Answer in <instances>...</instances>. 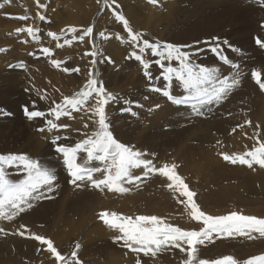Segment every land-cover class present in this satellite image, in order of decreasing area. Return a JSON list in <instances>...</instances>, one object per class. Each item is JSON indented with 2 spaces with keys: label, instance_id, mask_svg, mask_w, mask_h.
Masks as SVG:
<instances>
[{
  "label": "rangeland",
  "instance_id": "rangeland-1",
  "mask_svg": "<svg viewBox=\"0 0 264 264\" xmlns=\"http://www.w3.org/2000/svg\"><path fill=\"white\" fill-rule=\"evenodd\" d=\"M40 3H46L50 9L39 8L37 0H0V49H5L0 51V154L25 153L41 163L43 160V165L54 167L57 178L62 180L58 178L55 190L47 193L50 199L33 202L32 208L26 209L12 221L0 219V229L5 231L0 232V264H8V258L28 264L49 262L45 256L42 259L43 255L34 257V252L38 249L44 254V247H35V240V246H26L19 239L20 235L10 237L11 232L8 229L13 224L18 231H25L21 228L24 225L27 231L23 237H30V234H35L33 228H42V236L53 241V231L56 228L51 227V222L56 218L60 219L59 229L69 223L76 224V229L79 228L77 236L69 235V240L61 237V242L58 243L61 244L56 247L66 257H70L75 250L81 264H135L136 259H140L141 264H182L186 259V254L178 249L159 253L156 257L130 253L120 242L113 243L112 238L118 233L107 228L99 218L102 211L132 217L156 215L184 229L198 228L199 223L191 221L185 206L178 202L179 199L186 198L179 197L178 193L165 187V177L158 173L144 177L142 168L133 169V173L140 175L142 179L138 184H125L129 191L124 193L94 189L85 183H81L79 187L68 183V175L62 170V157L56 153L53 139L58 134L61 139L57 143L74 146L85 134L90 135L95 131L97 126L89 119L92 114L84 110L74 112V118L61 116L59 120L48 112L55 107L53 100L61 103L64 96H72L84 87L90 69L93 77L103 84L107 92L116 96L106 106V112L111 130L120 142L144 152V158L152 160L156 167H162L165 163L176 164L177 174L197 194L194 199L204 212L225 215L237 211L245 215L264 217V169L258 165H253L252 168L239 163L233 165L224 161L221 155L244 153L251 149L257 132L264 139V91L260 90L251 76L252 70L258 69L264 80V49L255 43L256 37L264 39V28L261 27L264 24V5L261 0H158L156 5L148 3V0H116V4L120 6L116 10L124 15L135 31L150 37L151 41L192 45V48H186L185 51L190 52L194 62L218 69L221 77L235 73L236 69L232 64L239 66L242 73L239 85L222 103L202 109L204 114L201 116L192 112V103L195 101L174 105L160 93L152 91V88L163 87L165 83L162 69L155 63L158 57H153L150 51L144 54V58L149 60L153 77L149 80L144 76L139 62L128 58L133 48L115 38L119 34L127 40V35L122 24L112 14V8L116 7L112 0H108L110 7L105 6V0H100L99 3L97 0H40ZM38 12L45 14L47 20L36 19ZM52 13H56L57 20L66 23L57 21L60 24L53 25ZM25 15L29 17L28 20L17 18ZM194 18H206L212 25L216 23V27L198 36H186L182 33L181 26ZM71 24H75L77 33H67L59 41L47 36L48 31L60 34L59 27L66 31ZM27 25L39 28L38 40L28 37L27 33L15 32V29ZM169 25H173L171 30ZM89 26L95 29L92 37H85L84 41L72 40L73 35H80ZM100 32H104L109 38L100 37ZM212 36H219L221 40L226 38L231 47L221 45L219 54L213 53L210 46L203 43ZM65 39L72 40V43L64 44ZM25 40L26 43L22 42ZM196 41L201 43L197 44ZM57 43L63 47L57 48ZM42 47L52 50L50 58L40 52ZM94 50L97 52L95 58L85 55ZM28 52L33 54L29 55ZM222 57H227L231 63L225 62ZM51 59L61 61L60 67H54ZM93 59L95 64L92 63ZM21 61L24 67H20ZM172 64L178 66L176 62ZM65 68H79L80 71H65ZM172 90L175 95L186 94L176 81L172 83ZM41 96L47 98L41 100ZM156 105L159 107H155ZM24 106L29 110L45 112L46 115L39 118L43 119V123L38 118L33 119L34 121L28 120L24 114ZM50 119L58 125H69V129L60 127L48 131L46 121ZM246 120L251 121V124H245ZM85 123L89 124L88 128L84 127ZM162 123L164 124L161 127ZM41 124L43 125L40 126ZM256 125L260 127L257 128ZM39 128H44L45 131L40 132ZM163 132H167L168 136ZM89 167L102 168L103 164L94 160ZM7 170L10 178L23 179V173L17 169ZM94 175L101 178L100 173ZM5 233L6 237H1ZM253 235L255 239L251 240L245 237L220 238L214 235L212 240L198 246V258L216 259L231 255L242 262L251 256L264 253V237ZM63 241L68 243L62 244ZM77 243L80 245L79 249L75 248ZM30 249L31 254L23 258V254L30 252Z\"/></svg>",
  "mask_w": 264,
  "mask_h": 264
},
{
  "label": "snow or ice",
  "instance_id": "snow-or-ice-1",
  "mask_svg": "<svg viewBox=\"0 0 264 264\" xmlns=\"http://www.w3.org/2000/svg\"><path fill=\"white\" fill-rule=\"evenodd\" d=\"M6 2H9V0H6ZM99 2L100 0H97V3ZM157 2L158 0H148V3L153 5H156ZM112 3L116 4V0H112ZM261 4L264 5V0H261ZM37 5L45 10L48 8V5L40 3V0H37ZM105 6L110 7L108 0H105ZM119 7V4H116V7L112 8V14L115 16L116 21L122 24L127 40L119 34L115 38L133 48L128 58H134L139 62L144 76L149 80L153 77L149 60L144 58V54L150 51L153 57H158L155 63L161 67L162 78L165 83L163 87L152 88V91L160 93L170 103L182 105L195 101V103H192V112L197 116H201L204 114L202 109L212 104L222 103L229 93L239 85V77L242 73L238 65H231L236 69L232 76L221 77L218 69L194 62L190 52L185 51L186 48H192V45L160 40L153 42L143 33L135 31L124 15L116 10ZM103 10L102 8L101 11ZM37 17L40 21L47 20V16L41 12L37 13ZM17 18L20 20L29 19L27 15ZM261 27L264 28V24H261ZM15 32L17 34L27 33L28 37L38 40L39 28L33 25L17 28ZM77 32L78 29L75 26H68L66 31L61 29L60 34L48 31L47 36L54 41H59L67 33ZM93 35L94 28L89 26L80 35H73L72 40L84 41L85 37H92ZM99 36L104 39L109 38L104 32H100ZM72 40L65 39L64 44L70 45ZM22 42L26 43L27 41ZM195 43L199 44L201 42L196 41ZM203 43L208 44L210 50L216 54H219L221 45L231 47L226 38L221 40L219 36H212ZM255 43L264 49V39L256 37ZM56 47L61 48L63 45L57 43ZM0 51H5V49H0ZM40 52L45 57L50 58L52 56V50L49 47H42ZM32 54L29 53V55ZM85 55L95 58L97 52L94 50L91 53H85ZM106 59L110 60V58ZM222 59L227 63H231L227 57H222ZM50 62L56 68L61 65V61L56 59H51ZM172 62H176L178 66H173ZM92 63H96L95 59ZM9 67L13 66L9 65ZM20 67H24L22 61ZM64 70L80 71L79 68H65ZM88 75L89 78L84 87L78 92L72 96H64L61 103H56L53 100L52 103L55 107L50 108L48 113L59 120L61 116L74 118V112L84 110L92 114L89 119L97 126L95 131L90 135L85 134L84 138L76 142L74 146L57 143L61 139L59 135L53 139L52 143L55 145V151L61 155L63 166L69 177L68 183L77 187L81 183H85L94 189H107L109 192L124 193L129 191V188L124 186L125 184H138L142 179L140 175H135L132 170L142 168L144 177L156 173L165 177L167 180L165 187L173 193H178L179 197L186 198L179 199L178 202L185 206L189 219L199 223L198 228L184 229L168 223L165 218L156 215L132 217L116 212L102 211L99 213V218L107 228L118 233L113 236V243L120 242L121 246L128 249L130 253L137 255L143 253L144 256L151 257H156L159 253L165 251L178 249L181 253L186 254V259L182 261V264H264V253L251 256L242 262L231 255L216 259L198 258V246L212 240L214 235L220 238L245 237L249 240L255 239L253 234L264 237V217L245 215L237 211L225 215H211L204 212L194 199L197 194L190 190L188 184L177 174L176 169L178 166L176 164L165 163L162 167H156L152 160L144 158L146 156L144 152L120 142L115 137L111 130L106 106L114 101L116 96L107 92L103 84L93 77L91 69ZM251 76L260 90L264 91V80L261 78V71L253 69ZM173 81H176L183 88L185 95H175L173 93ZM46 98V96L40 97L41 100ZM92 101L94 103H91ZM33 107H35V102H33ZM155 107L158 108L159 105ZM23 110L30 121L45 116V112L29 110L27 106H24ZM122 111H131V109H122ZM46 123L48 131L60 127H69V125H58L53 120H47ZM245 124L250 125L251 121L246 120ZM84 127L88 128L89 124L85 123ZM256 127L259 128L260 126L256 125ZM38 131L44 132L45 129L39 128ZM254 140L253 147L244 153H233L231 155L221 153L223 160L233 165L239 163L249 168L258 165L261 169H264V139L257 132ZM82 153L84 156H81ZM94 160L101 162L103 167H89ZM12 168L23 173V179L10 178L7 169ZM94 173H100L101 178H97ZM56 181L57 173L53 167L43 165L28 154H0V219L12 221L17 215L25 212L26 209L32 208L33 202L50 199L51 197L47 193H52L55 190ZM21 228H24L25 231L13 234L25 236L26 226L21 225ZM3 231L4 229H0V232ZM30 238L38 241L41 245L47 246L46 251L54 258L53 264H81L75 250L71 252L70 257H66L58 251L51 239L37 234H30ZM75 248H80L79 243L76 244ZM135 264H141V260L136 259Z\"/></svg>",
  "mask_w": 264,
  "mask_h": 264
},
{
  "label": "bare ground",
  "instance_id": "bare-ground-1",
  "mask_svg": "<svg viewBox=\"0 0 264 264\" xmlns=\"http://www.w3.org/2000/svg\"><path fill=\"white\" fill-rule=\"evenodd\" d=\"M54 1V0H53ZM11 2V1H10ZM25 2V1H24ZM49 2V1H48ZM30 3V2H29ZM22 4V3H21ZM20 4V5H21ZM55 4V3H54ZM58 4V3H57ZM22 6V9H24L23 8V5H21ZM55 6L56 5H54V8H55ZM17 7H19V6H17ZM49 8V7H48ZM53 8V7H52ZM114 8V7H113ZM50 9V8H49ZM61 9V8H60ZM26 10V9H25ZM53 10V9H52ZM64 10V9H63ZM35 11H36V9H35ZM35 11H33V12H35ZM54 11V10H53ZM56 12H57V10H55ZM30 12V11H29ZM46 12V11H45ZM48 12V11H47ZM46 12V13H47ZM52 12V11H51ZM19 13V12H18ZM26 13H28V12H26ZM25 13V14H26ZM31 13V12H30ZM64 13H66V12H64ZM24 14V13H23ZM29 14V13H28ZM27 14V15H28ZM52 14H54L55 15V18L52 16V19L54 20V21H56V22H54L53 20H52V24L54 25V23L56 24L57 23V21L58 22H60V23H66V21L64 22V21H59V19L57 20L56 19V13H52ZM58 14V13H57ZM63 14V13H62ZM67 14V13H66ZM66 14H63L65 17H66ZM35 15V14H34ZM68 15H70V14H68ZM58 16V15H57ZM62 16V15H61ZM60 16V17H61ZM59 17V18H60ZM64 17V18H65ZM70 17V16H69ZM34 18H36V17H34ZM58 18V17H57ZM36 19H38V18H36ZM67 19V18H66ZM69 19V18H68ZM67 19V20H68ZM33 20V19H32ZM61 20V19H60ZM79 20H81V19H79ZM79 20H77L78 22H79ZM33 22V21H32ZM31 22V23H32ZM35 22V21H34ZM33 22V23H34ZM30 23V22H29ZM30 23V24H31ZM60 23H57V24H60ZM62 23V24H63ZM187 23V24H186ZM186 23H184L182 26H181V29H182V33H184L186 36H192V37H194V36H198V35H201V34H204V33H206V32H208L209 30H211L213 27H216V23L214 24V25H212L211 23H210V21L208 20V19H206V18H199V19H196V18H194V19H190L189 20V22L187 21ZM36 24H37V22H36ZM39 24V23H38ZM45 24V23H44ZM56 24V25H57ZM76 24V23H75ZM75 24H71V26L72 25H74L75 26ZM66 25V24H65ZM80 26H81V24H80ZM172 26L173 25H169V29L171 30L172 29ZM49 27V26H48ZM62 27V26H61ZM54 28H56L57 29V26H54ZM83 28V27H82ZM96 28V27H95ZM63 29V28H62ZM85 29V28H84ZM59 31L61 30L60 29V27H59V29H58ZM95 30V29H94ZM73 34V33H72ZM148 38V37H147ZM150 38V37H149ZM105 45V44H104ZM26 47V46H25ZM34 47V46H33ZM122 47H123V45H122ZM126 48V47H125ZM124 48V49H125ZM108 49H109V47H108ZM28 51V50H27ZM117 51V50H116ZM124 52V51H123ZM29 53V52H28ZM126 53V52H125ZM119 55V54H118ZM8 56H6V58H7ZM120 57V56H119ZM8 59V58H7ZM12 60H13V58H11ZM9 60V59H8ZM34 66V65H33ZM34 109V108H33ZM20 112V111H19ZM49 113V112H48ZM19 114V113H18ZM21 115H22V113H20ZM20 115V116H21ZM46 115V114H45ZM48 115V114H47ZM51 116V115H50ZM53 117V116H52ZM10 118V117H9ZM40 118H43V117H40ZM166 118V117H165ZM39 119V118H38ZM40 120V119H39ZM51 120V119H50ZM34 121V120H33ZM40 121H42L41 123H43V119L42 120H40ZM44 121H45V119H44ZM166 121L167 120H165V123H166ZM162 122V121H161ZM39 123V122H38ZM8 124V123H7ZM13 124V123H12ZM35 124V126H36V123H34ZM33 124V125H34ZM163 124L164 123H162V125H161V127L163 126ZM168 124V123H167ZM10 126H11V123L9 124ZM39 125V124H38ZM43 124H41L40 126H42ZM8 126V125H7ZM30 126V125H29ZM28 126V127H29ZM32 126V125H31ZM39 126V127H40ZM29 128H31V127H29ZM36 128V127H35ZM46 128V127H45ZM24 129V131H26V129H25V127L23 128ZM37 129V128H36ZM48 129V128H47ZM69 129V128H68ZM163 129V128H162ZM163 130H165L166 131V129L164 128ZM162 130V131H163ZM168 130V129H167ZM71 131V130H70ZM30 132V131H29ZM47 132V131H46ZM45 132V133H46ZM168 132V131H167ZM167 132H163L166 136H168V134H169V132H168V134H166ZM40 133V132H39ZM59 133V132H58ZM27 134H28V132H27ZM42 134H44V133H42ZM57 134V133H56ZM9 134L7 133V136H8ZM26 135V134H25ZM32 135H34V133L32 134ZM35 135H36V133H35ZM47 135H49L48 133H47ZM58 135V134H57ZM165 135H164V137H165ZM6 136V135H5ZM6 136V137H7ZM40 136V135H39ZM12 137V136H11ZM29 137V136H28ZM27 137V138H28ZM38 137V136H37ZM45 137V136H44ZM38 139V138H37ZM14 141V140H13ZM66 141H68V140H66ZM54 145V144H53ZM51 148H52V145H51ZM48 150H50V149H48ZM48 154V153H47ZM54 154V153H53ZM51 155V154H50ZM42 156V155H41ZM54 157V155H51V157ZM44 157V159H45V156H42V158ZM50 159L51 158H49V161H50ZM54 159V158H53ZM62 159V158H61ZM47 160V159H46ZM48 161V160H47ZM44 162H43V160H42V164H43ZM50 164H52V163H50ZM60 164V163H59ZM56 165V164H55ZM45 166H47L46 164H45ZM57 166V165H56ZM55 166V167H56ZM59 166V165H58ZM63 166V165H62ZM61 165H60V167H62ZM54 168V167H53ZM61 169V168H60ZM16 170V169H15ZM55 171H56V169H54ZM63 170V172L64 171H66V169H62ZM13 171V170H12ZM11 171V172H12ZM59 171V170H58ZM7 172H8V170H7ZM63 172H61V173H63ZM59 173V172H58ZM61 173H59V174H61ZM67 173V172H66ZM58 174V175H59ZM64 174V173H63ZM62 174V175H63ZM67 175V174H66ZM10 176V175H9ZM61 177H63V176H61ZM68 177V176H67ZM59 178V177H58ZM58 178H57V180H58ZM65 179H66V176L64 177ZM69 178V177H68ZM60 180H62L61 178H59ZM69 179H67V181H68ZM66 181V182H67ZM68 187H69V185H68ZM71 187V186H70ZM70 190V189H69ZM68 190V191H69ZM58 191V190H57ZM59 192V191H58ZM55 193V192H54ZM57 193V192H56ZM55 195V194H54ZM58 195V194H57ZM60 198V197H59ZM70 198H72V197H70ZM69 198H67V200H68ZM62 201V200H61ZM41 202V201H40ZM51 202V201H50ZM64 203V202H63ZM38 204V203H37ZM39 205V204H38ZM45 205V204H44ZM47 205V204H46ZM37 206V205H36ZM41 206V205H40ZM49 206H51V205H49ZM42 208H46V207H43V205L41 206ZM41 208V209H42ZM50 208V207H49ZM46 210V209H45ZM50 210H51V208H50ZM69 210V209H68ZM34 212V211H33ZM37 212H39V210L37 209ZM42 212H44V211H42ZM46 212V211H45ZM39 213H41V212H39ZM49 212H47V214H48ZM36 214V213H35ZM39 215V214H38ZM59 215V214H58ZM35 216H37V214L35 215ZM46 216V215H45ZM61 216V215H60ZM65 216V215H64ZM67 216V215H66ZM37 217H39V216H37ZM36 217V218H37ZM41 217V216H40ZM68 217V216H67ZM66 217V218H67ZM71 217V216H70ZM30 218V217H29ZM42 218H43V216H42ZM45 218V217H44ZM41 219V218H40ZM54 219H55V217H54ZM57 219V218H56ZM55 219V221H53V222H51L53 225L51 226L52 228H56V230H54L53 231V244H54V246L56 247V245H60V244H58L59 242H61L60 241V238L61 237H67V239L69 240V235H70V237H71V235H73V236H75L76 234H77V232L79 231V228H77L76 229V227H77V225L76 224H70L69 222V224L68 225H62L61 226V228L59 229L58 227H60V223H59V220L60 219H57L58 220V222L56 223V220ZM63 220V219H62ZM72 220V219H71ZM66 221V220H65ZM36 222V221H35ZM38 222H40V221H38ZM85 222V221H84ZM0 223H2V221H0ZM71 223H72V221H71ZM78 223H79V221H78ZM81 224V223H80ZM57 225V226H56ZM10 227L11 228H9L8 229V231H10L11 232V236L10 237H14V236H17L18 234H13V233H17V232H19L18 231V228L16 227V226H13V224H10ZM34 227H36V226H34ZM37 228V227H36ZM32 229V228H31ZM33 230V232L35 233V234H37V235H43V230H42V228H39V229H32ZM5 232V231H4ZM69 233H71V234H69ZM9 234V233H8ZM33 234V233H32ZM1 235H3V234H1ZM6 235H7V233H5L4 234V236H1V237H6ZM57 236H59V237H57ZM77 236V235H76ZM8 237V236H7ZM1 240H2V238H0ZM5 239H8V238H5ZM26 246H28V247H31V246H35V241L33 240V239H31L30 237H23V236H21L20 238H19ZM3 240H4V238H3ZM66 240V239H65ZM67 240V241H68ZM70 240H71V238H70ZM37 242V246H35V247H41V248H43L44 247V254H41V252L38 250V251H36V252H34V257L36 256V255H43L42 256V259L44 258V256L46 257V258H48L50 261L49 262H44L45 264H53V262H54V258L51 256V254L50 253H48L47 251H46V245H41L38 241H36ZM69 243L71 242V241H68ZM68 242H66V241H63L62 242V244H66V243H68ZM68 245V244H67ZM66 245V246H67ZM70 245V244H69ZM68 245V246H69ZM57 248V247H56ZM68 248V247H67ZM62 249V248H61ZM70 251V250H69ZM67 252V251H66ZM65 252V253H66ZM29 254H31V249H30V252H25L24 254H23V258H25V257H27L26 255H29ZM25 255V256H24ZM6 260V259H5ZM7 262H8V264H28V263H19V262H17V260H12V259H7ZM3 264H6V263H4L3 262Z\"/></svg>",
  "mask_w": 264,
  "mask_h": 264
}]
</instances>
